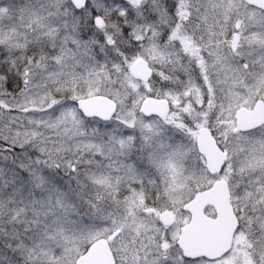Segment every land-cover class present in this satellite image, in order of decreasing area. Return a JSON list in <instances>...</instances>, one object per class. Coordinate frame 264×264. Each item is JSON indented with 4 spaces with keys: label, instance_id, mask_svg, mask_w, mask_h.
<instances>
[{
    "label": "snow or ice",
    "instance_id": "snow-or-ice-1",
    "mask_svg": "<svg viewBox=\"0 0 264 264\" xmlns=\"http://www.w3.org/2000/svg\"><path fill=\"white\" fill-rule=\"evenodd\" d=\"M0 264H264V0H0Z\"/></svg>",
    "mask_w": 264,
    "mask_h": 264
}]
</instances>
